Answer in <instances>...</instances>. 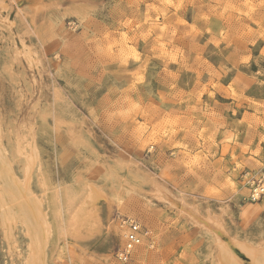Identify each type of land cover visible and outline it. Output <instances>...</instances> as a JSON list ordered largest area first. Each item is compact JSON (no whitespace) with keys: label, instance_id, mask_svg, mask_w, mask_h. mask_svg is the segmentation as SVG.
<instances>
[{"label":"rangeland","instance_id":"obj_1","mask_svg":"<svg viewBox=\"0 0 264 264\" xmlns=\"http://www.w3.org/2000/svg\"><path fill=\"white\" fill-rule=\"evenodd\" d=\"M0 132L34 153L13 169L48 212L45 264H222L158 185L264 250V195L245 200L264 174V0H0ZM126 217L151 238L121 262ZM3 232L0 264H24L26 236Z\"/></svg>","mask_w":264,"mask_h":264},{"label":"bare ground","instance_id":"obj_2","mask_svg":"<svg viewBox=\"0 0 264 264\" xmlns=\"http://www.w3.org/2000/svg\"><path fill=\"white\" fill-rule=\"evenodd\" d=\"M8 143L12 144L10 139H8ZM14 145L12 147L9 144L6 145L2 141L0 132V225L9 243L14 238L13 230L16 227H19L26 236L28 245L23 258L24 264H45L52 235L48 212L44 207L43 201L40 199V195H37L29 187L28 176H25L23 179L18 178L13 169L14 157L18 155L24 157L29 162L26 165V170L29 172L34 153L32 151L30 153L27 146L16 144L15 147ZM158 190L162 192V195H166V199L171 198L170 200H172L175 198L178 200L180 207L192 219L197 222L199 221L200 224L202 223L204 228L213 229L215 232L214 239L218 247L217 256L220 263L245 264L235 253L233 244L250 257L252 264H264V250L262 248L250 246L236 237H230L232 244L225 242L221 238L220 234L222 232L226 234L228 232L216 215L207 213V216H203L195 204H189L182 198L174 197L170 191L165 190L160 185H158ZM120 225L123 224L121 223ZM61 251H63V246L60 247ZM120 261L122 262V260Z\"/></svg>","mask_w":264,"mask_h":264},{"label":"built area","instance_id":"obj_3","mask_svg":"<svg viewBox=\"0 0 264 264\" xmlns=\"http://www.w3.org/2000/svg\"><path fill=\"white\" fill-rule=\"evenodd\" d=\"M264 195V174H256L248 184V194L245 200L256 201ZM124 234L121 247L115 252V257L122 262H127L131 259L135 248L141 245L145 240L151 238V231L148 227L140 224L134 218L126 217L123 220Z\"/></svg>","mask_w":264,"mask_h":264}]
</instances>
